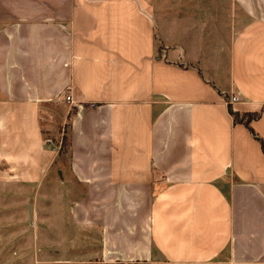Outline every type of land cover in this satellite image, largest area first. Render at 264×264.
<instances>
[{
    "label": "crops",
    "instance_id": "0c3cea01",
    "mask_svg": "<svg viewBox=\"0 0 264 264\" xmlns=\"http://www.w3.org/2000/svg\"><path fill=\"white\" fill-rule=\"evenodd\" d=\"M204 2L0 0V182L68 187L107 262L264 264V0L229 1L225 84Z\"/></svg>",
    "mask_w": 264,
    "mask_h": 264
},
{
    "label": "rangeland",
    "instance_id": "374dc122",
    "mask_svg": "<svg viewBox=\"0 0 264 264\" xmlns=\"http://www.w3.org/2000/svg\"><path fill=\"white\" fill-rule=\"evenodd\" d=\"M229 1L205 0L202 11L191 10L194 19L189 26L198 30L204 56H216L222 84L227 79L232 34ZM62 116L55 117L54 126L43 120V126L56 137L64 151L61 158L66 159L68 131ZM50 181L51 176L39 187L0 182V264H115L107 262L119 256L109 254L105 228L79 222L68 187Z\"/></svg>",
    "mask_w": 264,
    "mask_h": 264
},
{
    "label": "trees",
    "instance_id": "16d2710c",
    "mask_svg": "<svg viewBox=\"0 0 264 264\" xmlns=\"http://www.w3.org/2000/svg\"><path fill=\"white\" fill-rule=\"evenodd\" d=\"M230 113L234 119L235 122H241L245 124L246 126L250 127V123L253 120H258L260 118V113H246V114H241L238 112H235L232 108L230 109ZM253 135L255 138L259 139L261 141V145L264 151V141L261 140L254 132Z\"/></svg>",
    "mask_w": 264,
    "mask_h": 264
},
{
    "label": "built area",
    "instance_id": "2783aa9c",
    "mask_svg": "<svg viewBox=\"0 0 264 264\" xmlns=\"http://www.w3.org/2000/svg\"><path fill=\"white\" fill-rule=\"evenodd\" d=\"M67 101H70V102L73 103V100H72L71 97H67ZM237 101H238V97L234 95V96L232 97V99H231V103H235V102H237ZM90 107H94V105L92 104Z\"/></svg>",
    "mask_w": 264,
    "mask_h": 264
}]
</instances>
